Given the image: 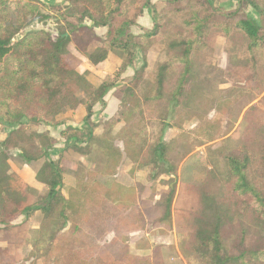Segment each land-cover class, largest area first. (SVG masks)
<instances>
[{"label":"trees","instance_id":"trees-1","mask_svg":"<svg viewBox=\"0 0 264 264\" xmlns=\"http://www.w3.org/2000/svg\"><path fill=\"white\" fill-rule=\"evenodd\" d=\"M63 1L65 7L57 9L56 32L50 34L27 30L39 17L37 0H0V124L6 131L0 142V243L6 245L0 264H25L15 260L10 248L21 237L16 231L34 214H41L42 220L28 258L42 264L154 263L153 256L127 255L118 260L101 252L96 240L110 232L119 235L120 218L136 205L137 195L133 187L99 183L96 177L112 179L123 161L137 172L150 171L154 180L173 174L166 158L172 141H163L168 129L177 132L175 140L187 153L224 137L221 109L208 118L196 106L202 93L191 87L195 75H200L199 57L213 53L214 31L227 39L238 35L243 41L251 75L244 94L250 104L261 99L245 111L235 135L236 149L221 152L210 169H203V181L189 186L197 194V205L175 208L172 213L173 192L169 191L152 206L141 208L145 223L134 229L173 221L175 229L187 236L180 244L186 264H264V112L259 106L264 104V0H238L229 11L209 0H165L153 14L152 28L138 36L132 35L131 28L152 0ZM249 9L257 18L248 14ZM96 29L105 30L102 38ZM159 39L164 60L146 75L147 53ZM69 45L93 66L110 54L116 56L115 75L92 87L86 73L76 72ZM137 52L141 67L119 83L120 75L134 65ZM111 90L120 104L118 113L102 123L100 136H94L89 121L92 109L96 104L103 107ZM79 106L86 115L82 126L60 132L65 141L59 156L70 151L96 165L94 170L77 165L73 177L78 199L72 200L62 193L59 161L50 158L56 139L47 131L31 132L27 125L59 128L64 124L62 114ZM194 118L196 123L186 129ZM247 121L249 127L243 129ZM148 123L159 128L154 140L147 133ZM120 124L123 127L117 129ZM33 143L37 148L25 151ZM14 151H20L26 164L44 160L37 173L38 183L46 188L41 203L28 204L25 194L10 186L8 160ZM20 217L23 221L14 224Z\"/></svg>","mask_w":264,"mask_h":264},{"label":"rangeland","instance_id":"rangeland-1","mask_svg":"<svg viewBox=\"0 0 264 264\" xmlns=\"http://www.w3.org/2000/svg\"><path fill=\"white\" fill-rule=\"evenodd\" d=\"M213 5L223 11H229L221 8L219 3H223V0H209ZM39 6V17L36 18L27 30H45L50 34H55L56 23L58 15V7H65L63 0H37ZM219 2V3H218ZM165 0H152L151 5L148 9H144L142 15L136 20V25L131 28L132 35H141L144 31H149L152 28V19L154 12H159L164 7ZM236 8V7H235ZM152 11L150 18H147L146 25L148 28H141L139 21L143 19L144 13ZM248 11V10H247ZM90 25V23H88ZM172 24L170 25V27ZM26 30V31H27ZM98 32L103 30L102 34H96L99 38H102L105 30L96 29ZM95 30V31H96ZM159 40H155L151 45V50L147 53V70L146 75H149L155 66L164 60V52L159 48ZM213 53L210 56H200L198 59V66L200 75H195L192 81V89L200 91L201 98L196 104L197 108L201 111H205L208 118H212L218 113V108L221 109L220 117L222 118V132L224 137L221 139L198 147L191 153H187L184 146L178 140H175L177 132L172 129V132H165L163 141L164 143H170L169 149L166 154L167 161L172 166L174 173L169 175H162L158 179H152L151 172L148 170H141L144 174L142 177L138 176L133 184V188L136 190L137 203L132 209L122 214L123 227L117 226L115 232L108 233L105 237L100 240H96L100 250L104 256H111L115 259L121 260L127 255H133L135 257L148 258L152 256L154 263L152 264H186L180 253V244L187 241V236L183 233H179L172 222H162L157 225H150L146 223L142 230H135L134 227L138 224H143L145 221L143 213V207L148 208L158 201L160 195L173 192L171 210L172 213L175 208L177 209H192L197 205V194L189 189L190 185H197L204 179V168H211V161H215L219 158L221 152L234 150L237 147L238 137H235L237 128L242 121L245 111L252 104L260 101L261 97L255 100L253 103L250 102V97L246 92V82L249 80L250 71L248 70L249 57L245 52V45L238 35L232 36L231 39H227L220 31L213 32ZM70 58L76 65V69H81V62L83 60L76 56L78 53L75 48H70L68 51ZM82 55V54H80ZM83 56V55H82ZM140 66L142 64L141 53L137 52ZM136 62V59L134 63ZM248 62V63H247ZM139 68L137 70H139ZM116 73V72H115ZM115 73L113 75H115ZM122 73L121 75H123ZM126 79L125 81H127ZM120 81V82H125ZM80 98L83 95L77 93ZM249 104V105H248ZM264 112V104L259 105ZM196 123V118L191 124L186 125V129L191 128ZM248 121L246 127H249ZM147 133H149L150 139L154 140L158 133V126L155 123L146 124ZM27 129L34 133H41L37 126L27 125ZM5 127L0 124V142L5 137ZM231 138L227 143L226 140ZM224 143V147L222 146ZM57 144V141H56ZM119 142L115 143V146L121 147ZM57 146V145H56ZM223 149L220 150V148ZM37 148L35 143L25 147V151L33 152ZM60 147L57 146L55 149L58 157H53L50 153V158L53 161H59L63 170L65 179L73 177L77 165H84L90 170H94L96 164L91 161V158H83L73 152L66 151L59 156ZM59 150V151H58ZM210 150H217L216 153L210 154ZM220 150V151H219ZM58 151V153H57ZM20 151L11 152L9 155L8 166L12 174V181L10 186L18 193H23L27 197L28 204L41 203V199L44 197L45 192L43 187L35 182L34 174L39 170V165L35 163L26 164L19 156ZM43 164L44 160H40ZM39 161V162H40ZM123 161L116 175L111 178H105L97 175L96 179L99 183H116L122 187L129 188L122 185L119 181V171L124 167ZM41 164V165H42ZM163 170H167V167L158 164ZM37 167V169H36ZM129 174L131 175L135 171L134 167L131 166ZM140 172V171H138ZM74 179V178H73ZM132 188V186H131ZM66 196V193H65ZM66 198V197H65ZM73 200V199H72ZM41 214H34L25 224L21 226L16 232L20 235V239L10 248L15 260L19 263L25 264H42L41 261L36 258H28L32 247L36 244V231L41 223ZM23 221V218H18L14 224H19ZM117 223V222H115ZM114 223V224H115ZM145 223V222H144ZM127 225L130 229L125 230L124 226ZM36 228V229H34ZM33 229V230H31ZM135 230V231H134ZM139 231L140 233H136ZM135 232V233H134ZM121 233V234H120ZM148 234L149 237H146ZM175 237V238H174ZM4 244V243H1ZM6 247V245H5ZM0 247V252L5 248ZM152 247L151 253H141L143 249ZM165 261L164 262V258Z\"/></svg>","mask_w":264,"mask_h":264},{"label":"crops","instance_id":"crops-1","mask_svg":"<svg viewBox=\"0 0 264 264\" xmlns=\"http://www.w3.org/2000/svg\"><path fill=\"white\" fill-rule=\"evenodd\" d=\"M162 1V0H161ZM223 3H219V6H221V8L226 9V10H233L235 9V7L237 6V2L238 0H223ZM248 14L252 15L254 18H257V16L253 13L252 10H248ZM152 15V11H147L146 13H144L143 19L139 21L138 24H140L141 28H148L147 27V18H150ZM96 34H102L103 30H100L98 32V30L95 31ZM71 49H73L72 45H69L68 47V51ZM76 56L78 58H81L83 60V62H81V69H76V72L79 75H85L86 81L92 86V87H98L105 79L107 78H112L114 75V73L117 71L118 66H119V60L117 59L116 56L114 55H108L107 59L105 62L97 65V66H93L91 65L85 58L84 56L77 54ZM140 66V62H139V58L136 57V62L134 63V65L131 68L126 69V71L124 72L123 75H120L119 77V83L120 81H125L126 79H129L133 76L134 71H136ZM122 84L124 82H121ZM120 104L119 101L114 97V90L109 91V93L106 95V97L104 98V106L102 107L99 104H96L93 109V115L90 118V123L93 125V135L94 136H100L102 133V123L106 122L112 118H114L119 110ZM85 109L82 106H79L78 108H76L73 111L70 110H66L62 116L61 119H63L64 124L62 126H60L59 128L56 129H52V128H48V127H39L38 130L40 129L41 132L43 131H47L50 135L51 138L56 139L57 141V146L58 147H63L64 144V138L60 135V132L63 131L64 129H80L82 126V122L83 119L85 118ZM123 125L120 124L117 126V129L122 128ZM167 132H172V129H168ZM56 146V148H57ZM59 148V149H60ZM59 151V150H58ZM57 151V153H58ZM51 155H53V157H58L56 155V152H53ZM35 164L40 163L38 168H40L42 162L37 161V162H32ZM31 164V163H30ZM124 167H122L119 171V174L117 175L119 177L120 180L119 181L122 185L127 186V187H133L134 182L136 181V178L138 176H143L144 174L140 171V172H135L131 175V173L129 174V171L131 170V166L129 165V163H124ZM37 169V167H36ZM37 173H38V169L37 172H35L34 174V179L35 182L37 184ZM74 177H70L68 180L64 178L63 175V189H62V193L65 196L66 193V198H72L73 200H77L78 199V195H76V193L74 192ZM40 185V184H39ZM42 186V185H41ZM44 191H46V188L44 186H42ZM28 223V222H27ZM26 223V224H27ZM156 228L159 227L158 225L155 226ZM36 229V228H34ZM33 230V229H31ZM135 233V232H134ZM136 233H140L139 231H137ZM146 237H149L148 234H145ZM175 238V237H174ZM0 247H5V244H1L0 243ZM152 247L150 248H145L143 250H141V253H146L149 254L151 253ZM150 255V254H149ZM164 258V262L165 261V257ZM166 264V263H165Z\"/></svg>","mask_w":264,"mask_h":264}]
</instances>
